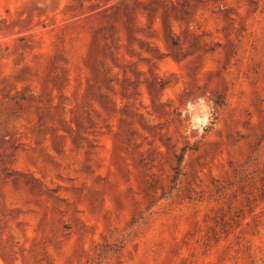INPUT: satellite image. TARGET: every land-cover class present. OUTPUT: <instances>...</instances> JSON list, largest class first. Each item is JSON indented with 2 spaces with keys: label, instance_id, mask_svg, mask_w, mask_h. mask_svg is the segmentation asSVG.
<instances>
[{
  "label": "rangeland",
  "instance_id": "1",
  "mask_svg": "<svg viewBox=\"0 0 264 264\" xmlns=\"http://www.w3.org/2000/svg\"><path fill=\"white\" fill-rule=\"evenodd\" d=\"M0 264H264V0H0Z\"/></svg>",
  "mask_w": 264,
  "mask_h": 264
},
{
  "label": "clouds",
  "instance_id": "2",
  "mask_svg": "<svg viewBox=\"0 0 264 264\" xmlns=\"http://www.w3.org/2000/svg\"><path fill=\"white\" fill-rule=\"evenodd\" d=\"M201 105H203V99H201ZM191 105H189V108ZM203 111V119H200L197 124L193 125L195 128H200L201 126H206L209 122L210 111L205 107L202 109ZM202 131V128H201Z\"/></svg>",
  "mask_w": 264,
  "mask_h": 264
}]
</instances>
